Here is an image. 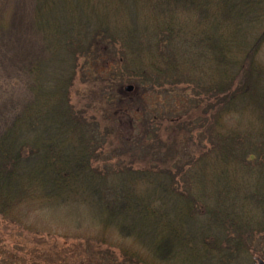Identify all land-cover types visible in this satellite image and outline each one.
Instances as JSON below:
<instances>
[{"label":"trees","instance_id":"1","mask_svg":"<svg viewBox=\"0 0 264 264\" xmlns=\"http://www.w3.org/2000/svg\"><path fill=\"white\" fill-rule=\"evenodd\" d=\"M2 56V221L85 212L79 264L264 259V0H0Z\"/></svg>","mask_w":264,"mask_h":264},{"label":"rangeland","instance_id":"2","mask_svg":"<svg viewBox=\"0 0 264 264\" xmlns=\"http://www.w3.org/2000/svg\"><path fill=\"white\" fill-rule=\"evenodd\" d=\"M9 60L5 57L0 58V116H6L9 109L12 108L10 103L19 102V99L25 100L23 94L12 96L19 91V81L15 80V72H9V66L6 64ZM15 71V70H14ZM12 77L9 78V74ZM14 79V80H13ZM29 82L28 76H24V84ZM76 96H72V102ZM166 150H163V153ZM80 214L74 213L69 209L60 207L48 209H31L27 208L19 212L20 229L15 228L7 221H2L0 217V264H13L11 260H6V254L18 246L23 253L32 252L33 259H29L27 254V264H79L80 261L85 263L86 256L71 252L73 247L70 246V240L56 237H72L77 234H91L94 229L86 218V213L79 211ZM33 229L28 231L27 227ZM38 232L37 234L33 233ZM52 238H49V236ZM37 235V236H36ZM48 236V237H47ZM62 245V247H60ZM82 259V260H81ZM65 261V263H64ZM212 261L202 263L211 264ZM249 262V261H248ZM248 262L246 264H248ZM249 264H253L250 263Z\"/></svg>","mask_w":264,"mask_h":264},{"label":"water","instance_id":"3","mask_svg":"<svg viewBox=\"0 0 264 264\" xmlns=\"http://www.w3.org/2000/svg\"><path fill=\"white\" fill-rule=\"evenodd\" d=\"M133 87L132 86H127L126 90L127 91H132ZM255 264H264V259L261 258H256L255 259Z\"/></svg>","mask_w":264,"mask_h":264}]
</instances>
